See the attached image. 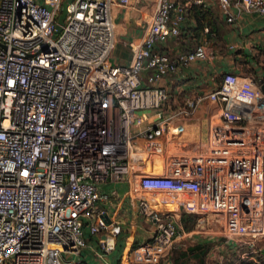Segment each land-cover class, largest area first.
Wrapping results in <instances>:
<instances>
[{"label": "built area", "instance_id": "1", "mask_svg": "<svg viewBox=\"0 0 264 264\" xmlns=\"http://www.w3.org/2000/svg\"><path fill=\"white\" fill-rule=\"evenodd\" d=\"M64 1L0 0V264H94L83 250L93 236L101 248H92L93 257L117 264L108 253L116 248L114 214L123 202L106 185L164 173L157 140L183 134L207 100L219 104L225 123L254 130L245 148L259 149L264 166V81L227 72L173 115L165 110L170 92L156 84L214 56L204 42L176 54L163 48L207 0H156L127 63L112 60L113 8L131 0H72L56 35ZM219 3L229 21L233 8L264 15V0ZM138 198L141 213L156 222L154 243L169 248L188 234Z\"/></svg>", "mask_w": 264, "mask_h": 264}, {"label": "crops", "instance_id": "2", "mask_svg": "<svg viewBox=\"0 0 264 264\" xmlns=\"http://www.w3.org/2000/svg\"><path fill=\"white\" fill-rule=\"evenodd\" d=\"M131 2V5H114L113 8V17L117 23L116 47L112 53L114 62L127 63L130 61L132 56L130 43L144 35L155 10L156 0H131ZM204 9L208 10L206 15L215 23V29H210L209 26L199 28V20L191 9L182 22L181 33L170 37L163 44L164 50L171 54L193 49L201 42L206 43L209 50L214 52V56L207 61H196L189 67L180 70L176 75L157 81L156 84L165 86L170 92V99L165 107L169 115H173L176 109L183 105L188 96L215 87L218 83L215 79L216 72L219 73L223 68L230 70H226L227 72H231L234 69L237 71L238 68L243 67L252 69L264 67L263 14L233 8L232 12L236 17L234 21H229L219 0H207ZM206 27H208V30H206ZM222 72L218 74V81H220L219 77L222 76L220 75ZM256 80L258 81V79ZM212 115L219 117V111L217 112L216 108L209 110L201 105L195 115L186 119L188 129L192 130L194 135L198 134L197 138H203L205 133L206 138H209L210 127L203 124L202 118ZM220 137L227 136L220 134ZM203 140L201 139L200 142ZM157 143L156 145H158ZM238 143L244 147H250L247 145L248 141L243 143L239 140ZM158 147L160 148L159 145ZM167 152H169L168 149ZM203 158L212 161L214 155H206ZM230 171V173L227 172L224 179L221 177L219 181H214L212 184H209L210 179H204L209 183L199 185L201 196L199 211L207 215L210 213L209 222L214 219L213 213L222 204L224 191L229 190L231 192L229 203H225V207L231 213L235 211L234 204L238 205L237 200L233 201L232 199L237 192L234 185H239V177L237 173L234 175L236 171L232 169ZM190 178L192 179V177ZM127 182L129 184L130 179L115 181L106 185L107 188L116 191L114 199L123 202L120 209L114 214L117 227L116 248L109 252L108 256L117 264H175L169 248L161 247L154 242H148L155 234L156 222L141 213L138 205L139 199L136 194L129 191ZM246 184H244L243 189H245ZM174 186L176 187V185ZM170 188L171 186L166 188L168 194L172 190ZM248 195L250 196L249 193ZM249 200L250 198L247 197L248 202H250ZM157 208L165 215L158 205ZM243 208L244 210L248 209V207ZM208 231H199V234L194 236L198 242L210 241L216 235L215 233L210 234ZM179 244V246H182V243ZM93 247L101 249L95 236L90 237L88 244L84 247V256L86 260L99 264V261L91 254ZM184 264L199 263L192 259Z\"/></svg>", "mask_w": 264, "mask_h": 264}, {"label": "rangeland", "instance_id": "3", "mask_svg": "<svg viewBox=\"0 0 264 264\" xmlns=\"http://www.w3.org/2000/svg\"><path fill=\"white\" fill-rule=\"evenodd\" d=\"M226 70L228 69L221 70L223 72L220 74L222 75L219 77L220 80L226 75ZM231 72L242 76L250 75L258 81H264V67L255 69L243 67ZM216 73L215 79L218 80L219 73ZM202 107L209 110L216 108L217 112H220L217 102L207 100ZM202 122L210 127L209 138H206V133L204 140L197 138L198 134L194 135L192 130L188 129L187 122L185 132L175 140L169 142L166 136L161 137L157 144L167 160V170L159 175H134L129 178L132 183H126L127 188L132 194L146 197L156 207L158 205L162 212L176 219L188 233L174 246L182 243L185 247L197 243L194 235L199 234V231L209 230L208 233H215L216 236L210 240L212 245L207 254L206 264H238L242 258L259 260L264 257V166L259 149H255L253 153L238 143L241 139L252 142L255 132L248 127L229 125L213 115L203 117ZM220 134L227 137L221 138ZM168 144L172 148L169 152ZM206 155H214V159L212 161L204 159L203 156ZM230 169L236 171L234 175L237 173L239 177V185H234L237 188L233 198V201L237 200L238 203L234 204L236 211L230 213L225 208L224 204L231 196V192L226 190L222 194V205L218 207L220 209L213 213L214 219L209 222L210 213L207 215L191 210L194 206L200 207L199 185L209 183L204 179H210L209 184L219 181L221 177L224 179L227 172H231ZM243 182L247 183L245 189ZM168 186L172 188L170 194L167 193ZM247 197L250 198V202L247 201ZM243 207L248 209L244 210ZM203 217H208L206 228L199 224ZM230 234L232 238L227 236ZM153 238L154 236L150 239ZM172 248L173 246H169V251Z\"/></svg>", "mask_w": 264, "mask_h": 264}, {"label": "trees", "instance_id": "4", "mask_svg": "<svg viewBox=\"0 0 264 264\" xmlns=\"http://www.w3.org/2000/svg\"><path fill=\"white\" fill-rule=\"evenodd\" d=\"M192 10L194 15L199 20V28H205V26H209L210 29H215V23H213L211 18L206 15L208 10H205L203 5H195ZM149 242H153V239H150ZM211 245V241L197 242L185 247L183 245H176L173 246L171 250V256L175 264H184L185 262L191 261L192 259H195L199 264H206L207 254L211 248ZM238 264H264V257L260 258L259 260L242 258Z\"/></svg>", "mask_w": 264, "mask_h": 264}, {"label": "water", "instance_id": "5", "mask_svg": "<svg viewBox=\"0 0 264 264\" xmlns=\"http://www.w3.org/2000/svg\"><path fill=\"white\" fill-rule=\"evenodd\" d=\"M70 1H72V0H65L63 2L61 12L58 16V23H57L56 33H55L56 35L62 30L63 24L65 22V17L67 14V5H68V2H70Z\"/></svg>", "mask_w": 264, "mask_h": 264}]
</instances>
